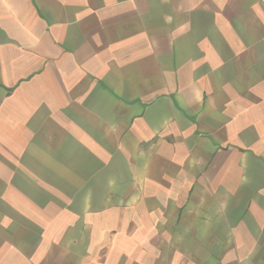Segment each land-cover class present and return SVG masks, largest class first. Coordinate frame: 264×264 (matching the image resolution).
<instances>
[{"label": "crops", "instance_id": "crops-1", "mask_svg": "<svg viewBox=\"0 0 264 264\" xmlns=\"http://www.w3.org/2000/svg\"><path fill=\"white\" fill-rule=\"evenodd\" d=\"M0 264H264V0H0Z\"/></svg>", "mask_w": 264, "mask_h": 264}]
</instances>
